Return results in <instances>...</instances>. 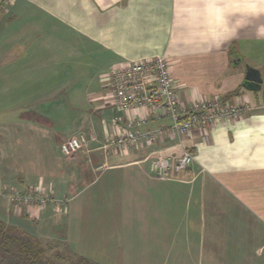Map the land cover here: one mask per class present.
Returning a JSON list of instances; mask_svg holds the SVG:
<instances>
[{
    "label": "crops",
    "instance_id": "obj_1",
    "mask_svg": "<svg viewBox=\"0 0 264 264\" xmlns=\"http://www.w3.org/2000/svg\"><path fill=\"white\" fill-rule=\"evenodd\" d=\"M164 57L186 111L241 103L188 135L150 112L153 141L106 147L128 119L107 103L109 69ZM260 89L242 88L245 67ZM115 119V122H113ZM87 139L65 156L70 137ZM193 155L158 179L157 156ZM38 191L55 201L14 202ZM0 220L47 257L96 264H264V0H10L0 8ZM51 259V258H50Z\"/></svg>",
    "mask_w": 264,
    "mask_h": 264
},
{
    "label": "built area",
    "instance_id": "obj_2",
    "mask_svg": "<svg viewBox=\"0 0 264 264\" xmlns=\"http://www.w3.org/2000/svg\"><path fill=\"white\" fill-rule=\"evenodd\" d=\"M8 0L0 1L2 5ZM107 85V103L123 114L142 113L134 119H128L126 126L109 139L106 147L125 148L141 142L153 141L164 131L138 133L131 130L146 122L147 115L165 114L172 120L167 134L172 136L188 135L191 132H203L219 122H231L240 118L248 110L239 103L227 104L220 100H200L194 106L183 111L179 106L175 83L169 64L164 57H152L112 66L105 76ZM148 111V112H147ZM115 122V119H113ZM87 139L82 136L70 137L60 145L61 153L70 156L84 149ZM193 162V155L182 150L175 158L157 156L150 160V171L158 179L173 177L186 171ZM14 202L36 205L55 203L41 192L31 191L26 196L13 197Z\"/></svg>",
    "mask_w": 264,
    "mask_h": 264
},
{
    "label": "trees",
    "instance_id": "obj_3",
    "mask_svg": "<svg viewBox=\"0 0 264 264\" xmlns=\"http://www.w3.org/2000/svg\"><path fill=\"white\" fill-rule=\"evenodd\" d=\"M46 254L35 237L0 220V264H55ZM67 258L77 259L78 264H96L82 258Z\"/></svg>",
    "mask_w": 264,
    "mask_h": 264
},
{
    "label": "water",
    "instance_id": "obj_4",
    "mask_svg": "<svg viewBox=\"0 0 264 264\" xmlns=\"http://www.w3.org/2000/svg\"><path fill=\"white\" fill-rule=\"evenodd\" d=\"M262 83L260 71L248 66L245 67L242 88L249 92H255L260 89Z\"/></svg>",
    "mask_w": 264,
    "mask_h": 264
},
{
    "label": "rangeland",
    "instance_id": "obj_5",
    "mask_svg": "<svg viewBox=\"0 0 264 264\" xmlns=\"http://www.w3.org/2000/svg\"><path fill=\"white\" fill-rule=\"evenodd\" d=\"M0 1H3V0H0ZM9 1H10V0H8V2L6 1V2L3 3L2 5H0V8L7 6V4L9 3ZM50 258H51L52 262H54L55 264H78L77 259H68V258H67V259H65V260H60L59 257H55V258H53V257H51V256H50Z\"/></svg>",
    "mask_w": 264,
    "mask_h": 264
}]
</instances>
